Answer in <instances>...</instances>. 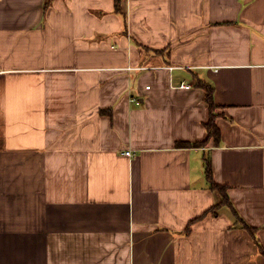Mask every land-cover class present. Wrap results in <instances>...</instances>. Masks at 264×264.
Masks as SVG:
<instances>
[{"label":"crops","instance_id":"0c3cea01","mask_svg":"<svg viewBox=\"0 0 264 264\" xmlns=\"http://www.w3.org/2000/svg\"><path fill=\"white\" fill-rule=\"evenodd\" d=\"M45 3L0 0V264H264L204 167L264 250V0Z\"/></svg>","mask_w":264,"mask_h":264},{"label":"trees","instance_id":"16d2710c","mask_svg":"<svg viewBox=\"0 0 264 264\" xmlns=\"http://www.w3.org/2000/svg\"><path fill=\"white\" fill-rule=\"evenodd\" d=\"M114 1H115V12L123 15L124 14L123 0H114ZM50 3H51V0H46L45 9L49 7ZM197 86L205 90L206 92L205 99H206V102L210 110L209 121L205 124L207 134H208V141L213 139L216 143H218L221 139V132L216 123V118L219 116V114L216 113L217 105L214 101V92H215L214 86L200 79L197 80ZM206 142H178L176 147L177 148H200V147H203V145H205ZM204 167H205V174H206V178L209 183L210 189L213 192H215L220 199L219 202L214 207H212V209L209 212H211L214 215H217L220 209H222L223 207H229L232 210V213L236 217L235 218L237 222L236 224H240L242 227L248 230V232L252 235L254 241L256 242V245L258 246L260 251L264 254L263 247L259 243V240L257 238L256 229L246 224L242 220V218L238 215L236 209L234 208V205L232 201L230 200L229 193H228L229 187L225 185H220L215 182L214 176H213L212 160H211L210 155L205 156ZM207 214L208 213H206L205 215Z\"/></svg>","mask_w":264,"mask_h":264},{"label":"built area","instance_id":"2783aa9c","mask_svg":"<svg viewBox=\"0 0 264 264\" xmlns=\"http://www.w3.org/2000/svg\"><path fill=\"white\" fill-rule=\"evenodd\" d=\"M181 88H191V85H188V84H181L180 85ZM125 155L128 156V157H132L133 156V152L131 151H126L125 152Z\"/></svg>","mask_w":264,"mask_h":264}]
</instances>
